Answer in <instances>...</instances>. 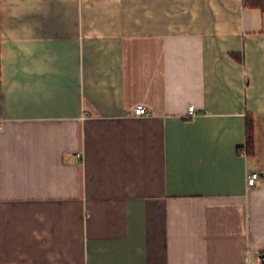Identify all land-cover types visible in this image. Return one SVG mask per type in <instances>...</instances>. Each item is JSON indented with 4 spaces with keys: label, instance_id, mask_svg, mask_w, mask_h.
I'll return each instance as SVG.
<instances>
[{
    "label": "crops",
    "instance_id": "obj_1",
    "mask_svg": "<svg viewBox=\"0 0 264 264\" xmlns=\"http://www.w3.org/2000/svg\"><path fill=\"white\" fill-rule=\"evenodd\" d=\"M263 256L260 9L0 0V264Z\"/></svg>",
    "mask_w": 264,
    "mask_h": 264
},
{
    "label": "trees",
    "instance_id": "obj_2",
    "mask_svg": "<svg viewBox=\"0 0 264 264\" xmlns=\"http://www.w3.org/2000/svg\"><path fill=\"white\" fill-rule=\"evenodd\" d=\"M245 7L260 9L264 13V0H242ZM254 120L252 115H248L246 120V143L245 148L241 151L246 152L247 156H254L255 143H254Z\"/></svg>",
    "mask_w": 264,
    "mask_h": 264
},
{
    "label": "built area",
    "instance_id": "obj_3",
    "mask_svg": "<svg viewBox=\"0 0 264 264\" xmlns=\"http://www.w3.org/2000/svg\"><path fill=\"white\" fill-rule=\"evenodd\" d=\"M189 113L192 115L194 113V107H190ZM134 114L137 117H143L151 115L152 113L148 110V108L145 105H137L134 108ZM260 174L257 171H251L247 174V184L250 187L257 186L260 183ZM241 264H250L249 261L243 262Z\"/></svg>",
    "mask_w": 264,
    "mask_h": 264
},
{
    "label": "water",
    "instance_id": "obj_4",
    "mask_svg": "<svg viewBox=\"0 0 264 264\" xmlns=\"http://www.w3.org/2000/svg\"><path fill=\"white\" fill-rule=\"evenodd\" d=\"M262 258H263V262H262V264H264V256H263Z\"/></svg>",
    "mask_w": 264,
    "mask_h": 264
}]
</instances>
